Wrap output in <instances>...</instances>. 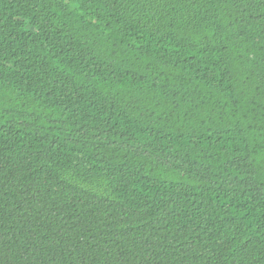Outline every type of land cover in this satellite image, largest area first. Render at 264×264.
Listing matches in <instances>:
<instances>
[{
	"label": "trees",
	"instance_id": "obj_1",
	"mask_svg": "<svg viewBox=\"0 0 264 264\" xmlns=\"http://www.w3.org/2000/svg\"><path fill=\"white\" fill-rule=\"evenodd\" d=\"M0 264H264V0H0Z\"/></svg>",
	"mask_w": 264,
	"mask_h": 264
}]
</instances>
